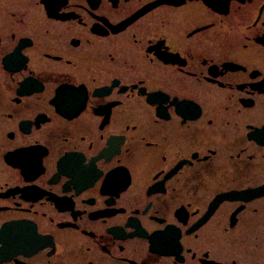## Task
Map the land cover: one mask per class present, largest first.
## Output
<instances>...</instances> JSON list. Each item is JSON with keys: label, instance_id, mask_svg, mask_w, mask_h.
<instances>
[{"label": "flooded vegetation", "instance_id": "obj_1", "mask_svg": "<svg viewBox=\"0 0 264 264\" xmlns=\"http://www.w3.org/2000/svg\"><path fill=\"white\" fill-rule=\"evenodd\" d=\"M0 264H264V0H0Z\"/></svg>", "mask_w": 264, "mask_h": 264}]
</instances>
